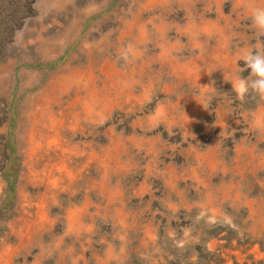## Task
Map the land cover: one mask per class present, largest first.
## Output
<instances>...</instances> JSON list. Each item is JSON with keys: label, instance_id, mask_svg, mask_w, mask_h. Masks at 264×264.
<instances>
[{"label": "rangeland", "instance_id": "1", "mask_svg": "<svg viewBox=\"0 0 264 264\" xmlns=\"http://www.w3.org/2000/svg\"><path fill=\"white\" fill-rule=\"evenodd\" d=\"M253 7L0 0V264H264Z\"/></svg>", "mask_w": 264, "mask_h": 264}, {"label": "clouds", "instance_id": "2", "mask_svg": "<svg viewBox=\"0 0 264 264\" xmlns=\"http://www.w3.org/2000/svg\"><path fill=\"white\" fill-rule=\"evenodd\" d=\"M251 21L258 34L264 35V7L252 8ZM239 61H243L245 67L240 68V71L229 81L233 92L241 99L249 95L264 99V48L248 51ZM245 70H250L246 78L241 76Z\"/></svg>", "mask_w": 264, "mask_h": 264}]
</instances>
